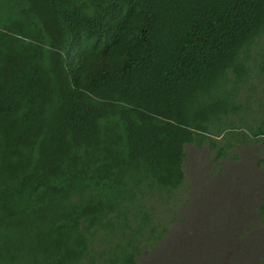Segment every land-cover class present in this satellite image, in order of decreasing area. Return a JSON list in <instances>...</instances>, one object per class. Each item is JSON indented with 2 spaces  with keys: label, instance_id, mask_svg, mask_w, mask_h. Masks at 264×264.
<instances>
[{
  "label": "trees",
  "instance_id": "1",
  "mask_svg": "<svg viewBox=\"0 0 264 264\" xmlns=\"http://www.w3.org/2000/svg\"><path fill=\"white\" fill-rule=\"evenodd\" d=\"M262 40L264 0H0V264H137L187 143L257 142L264 171V106L216 140Z\"/></svg>",
  "mask_w": 264,
  "mask_h": 264
},
{
  "label": "rangeland",
  "instance_id": "2",
  "mask_svg": "<svg viewBox=\"0 0 264 264\" xmlns=\"http://www.w3.org/2000/svg\"><path fill=\"white\" fill-rule=\"evenodd\" d=\"M259 50L264 61V40ZM256 70L252 85L240 90L253 113L232 117L238 128L225 138L219 134V145L237 143L242 126L253 123L254 112L264 106V71ZM223 124L215 123L212 130ZM259 147L248 141L219 156L213 142L187 143L185 183L169 202L156 204L157 218L169 229L137 264H264V222L256 212L264 195Z\"/></svg>",
  "mask_w": 264,
  "mask_h": 264
}]
</instances>
